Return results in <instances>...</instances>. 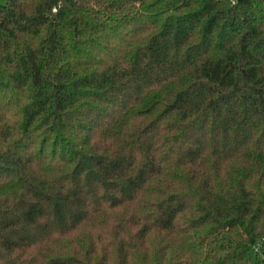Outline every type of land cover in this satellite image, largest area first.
I'll return each instance as SVG.
<instances>
[{"label": "trees", "instance_id": "obj_1", "mask_svg": "<svg viewBox=\"0 0 264 264\" xmlns=\"http://www.w3.org/2000/svg\"><path fill=\"white\" fill-rule=\"evenodd\" d=\"M0 264H264V0H5Z\"/></svg>", "mask_w": 264, "mask_h": 264}, {"label": "rangeland", "instance_id": "obj_2", "mask_svg": "<svg viewBox=\"0 0 264 264\" xmlns=\"http://www.w3.org/2000/svg\"><path fill=\"white\" fill-rule=\"evenodd\" d=\"M248 264H256L254 251H251L248 254Z\"/></svg>", "mask_w": 264, "mask_h": 264}, {"label": "water", "instance_id": "obj_3", "mask_svg": "<svg viewBox=\"0 0 264 264\" xmlns=\"http://www.w3.org/2000/svg\"><path fill=\"white\" fill-rule=\"evenodd\" d=\"M5 6H6L5 0H0V7H5Z\"/></svg>", "mask_w": 264, "mask_h": 264}]
</instances>
